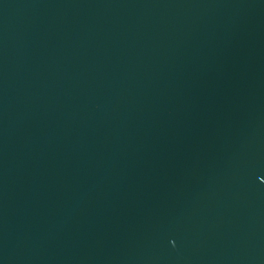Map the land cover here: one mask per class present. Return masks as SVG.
<instances>
[{
    "label": "water",
    "instance_id": "1",
    "mask_svg": "<svg viewBox=\"0 0 264 264\" xmlns=\"http://www.w3.org/2000/svg\"><path fill=\"white\" fill-rule=\"evenodd\" d=\"M0 264H264V0H0Z\"/></svg>",
    "mask_w": 264,
    "mask_h": 264
}]
</instances>
